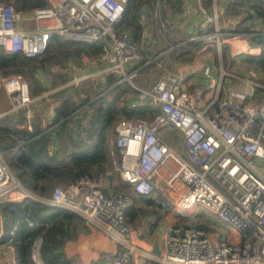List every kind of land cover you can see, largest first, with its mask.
I'll return each instance as SVG.
<instances>
[{
  "label": "built area",
  "instance_id": "1",
  "mask_svg": "<svg viewBox=\"0 0 264 264\" xmlns=\"http://www.w3.org/2000/svg\"><path fill=\"white\" fill-rule=\"evenodd\" d=\"M43 1L44 6L28 14L0 2V49L30 58L40 54L52 36L74 43H96L98 52L83 59L93 71L73 74L69 82L92 78L94 84L105 86L107 76L113 75L114 84L127 81L135 89L132 100L127 101L123 94L118 97L119 104L131 109L147 106L153 112L150 118L119 117L114 122L118 175L127 188H108L99 177L79 176L65 186H53L47 201L77 214L87 226L118 245L109 264H264V80L255 69H249V79L242 81L245 89H223L219 72L218 79L209 80L207 91L196 96L181 84L188 76H209L215 49L219 56L222 42L245 33L223 34L217 27L214 5L206 11L202 0H192L197 14L204 18L197 23L200 34L188 40L199 44L172 66L159 61L157 77L140 87L133 77L145 61L144 12L137 17L143 26L137 43L127 31L115 27L126 0ZM159 7L155 0L151 17L154 30L164 35L165 21ZM249 23L260 27L256 17H250ZM246 52L255 57L260 46L254 43ZM79 68L72 62L67 65L69 71ZM0 85L8 97L9 110L23 108L24 125L31 129L32 97L27 81L20 73H10L0 76ZM162 129L175 132L178 150L164 142ZM4 153L0 151V200L40 199L36 190L15 178ZM154 187L168 189L169 202L177 212L200 205L213 213L226 228L224 240L212 242L200 228L173 224L162 234L158 253L138 245L134 235L140 233L129 226L124 210L132 195L154 197ZM11 234L12 228L0 239V250H13ZM38 244L39 240L32 243L30 257L34 263L44 264L38 257ZM12 264H16L14 260Z\"/></svg>",
  "mask_w": 264,
  "mask_h": 264
},
{
  "label": "trees",
  "instance_id": "2",
  "mask_svg": "<svg viewBox=\"0 0 264 264\" xmlns=\"http://www.w3.org/2000/svg\"><path fill=\"white\" fill-rule=\"evenodd\" d=\"M23 14H28L35 7L45 5L43 0H1ZM167 4V9L174 10L178 0H158ZM155 0H126L120 19L115 23L117 30L129 33L133 42L139 43L143 26L138 22V14L151 10ZM209 0H204L207 5ZM225 12L240 15L232 27V32L246 33L253 43L260 46V53L245 60L258 67H264V0H231L225 5ZM250 17L259 19L260 27H251ZM147 28V26H146ZM47 47L34 57H25L21 53H5L0 49V76L20 73L27 81L30 96L47 90L39 84L36 72L47 74L50 87L64 84L69 78L50 71V66H64L70 60L80 64L82 55L97 53L96 43L82 44L62 40L56 36ZM172 43L175 40L171 41ZM193 47L196 40L187 41ZM178 49V47L176 48ZM171 51L177 52L175 48ZM179 53V52H177ZM190 53V52H189ZM180 58L188 55L181 53ZM145 60V59H144ZM56 78V79H55ZM115 77L108 75L106 86L110 98L102 100L86 94L81 80L77 84L67 83L54 88L48 94L57 100L52 107L53 114L44 126L34 125L31 129L24 125L23 108L8 111L0 117V151H12L6 159L7 165L15 178L24 187L36 190L40 199H2L0 200V239L8 235L12 228L11 244L16 264H36L31 260L32 243L39 240L38 257L44 264H73L63 254V244L88 229L83 219L77 214L47 201L53 186H65L79 176L99 177L107 180L113 188H127V183L118 175L119 152L114 145V122L119 117L150 118L152 109L147 106L128 108L119 104L121 93H134L135 89L127 82L115 83ZM47 88V89H46ZM83 91V92H82ZM85 93L84 97L81 96ZM94 97V98H93ZM87 110L83 112V109ZM81 119H84L81 123ZM54 134L59 148L49 152L51 136ZM133 199V196H132ZM135 199V198H134ZM125 208L126 221L134 225L145 216L150 207H161L151 197L135 200ZM147 206V207H146ZM89 264H102L99 256Z\"/></svg>",
  "mask_w": 264,
  "mask_h": 264
},
{
  "label": "crops",
  "instance_id": "3",
  "mask_svg": "<svg viewBox=\"0 0 264 264\" xmlns=\"http://www.w3.org/2000/svg\"><path fill=\"white\" fill-rule=\"evenodd\" d=\"M202 3L204 5V0H202ZM225 4H226L225 0H209L208 4L204 5L206 11L212 9L213 5L215 9L218 11L217 27L223 34H225L226 31H229L228 29L232 27V25L234 24V21L237 19L236 17L237 15L232 16L226 13L225 11H221V9L225 7ZM161 9H162V12L160 15L164 18L165 28H166V32L164 35H159V33H157L154 30V24H153V20L151 17V13L154 10V5L152 6L151 10L147 9V12H145L146 16L149 15V19L147 21V32H146L147 39H146V42L142 45L143 59H145V61L141 65H139L137 72L134 75V77L136 76L138 77V81H137L138 83H136V85L140 87H144L148 85L151 81H153L156 78L157 73H158L157 63L159 61L166 63V65L168 66H172V64L174 65V63H176V61L182 56V54H180V52L182 51L180 50V47L185 45L187 41H191V40H188L190 36L200 34L199 33L200 30L198 29L197 23L204 18V15L197 14L192 0H179V4L176 5V9L174 10L167 9V4H164L163 6V3H162ZM239 16L240 15H238V18ZM241 37L245 41V44L243 46L252 42L250 36L247 35L246 33L245 35ZM53 38L54 37L52 36L51 40ZM242 38H239V39H242ZM172 40H175V42L172 43L171 42ZM230 40L233 41V39H230ZM230 40H228V43H230V45H228L227 43L229 47L227 46V48H225L226 49L225 52L227 51L226 53L229 56H232L233 53H235V51L232 45L233 42L231 43ZM147 43L151 44L152 47L150 49H146L145 45ZM168 45L170 46L167 48V52L166 53L161 52ZM177 47L178 49H176ZM160 48H163V49H160ZM173 48H175V50L179 53L177 52L172 53L171 50ZM148 53L149 55L146 56V54ZM89 54L90 53L82 55V60L80 64L75 63L76 60H70L68 63H66L62 67H60L59 65L50 66V71L54 73H59L63 76H66L69 79L71 78L73 74L79 75L81 72L93 71V67L89 65L86 66L85 64H83L84 57ZM70 62L78 66H81L82 68H79L78 70H74V71H69L67 69V65ZM227 65L229 67H234L233 63L232 64L227 63ZM215 68L216 66L214 64L211 63L209 65L208 82L209 80H212L213 78L218 79L219 66H218V69H216V72L213 74V76H212V73L210 74V71L212 72V69L215 70ZM253 68L257 70V72L259 71L257 67L253 66ZM196 76H192L193 78L188 77V78L181 80V84L184 87H186L188 91H190L192 95L194 96L198 95V92L201 91L200 87L196 85V82H195L196 80L194 79V77ZM36 77H37L39 84L46 86L48 89L46 88L47 90L42 91L40 94L31 96L32 97V100L30 103V108L32 112L31 120L34 125L44 126L45 122L53 114L52 107L57 103V100L48 93L54 88H58L59 86L65 85L70 82L68 79L64 84L62 83L58 86L50 87L51 79L49 78L47 74H43V72H41L40 70H37ZM82 80H83V83H82L83 91L85 90L86 94L92 95V93L95 91L93 94L95 97H101L102 100H107L110 98L109 91H107L109 87H105L106 85L103 86L98 83L94 84L92 78H85ZM208 82H207V85H208ZM221 83H222L223 89H225L226 87H231V86L239 88V89L246 88L245 83H244L245 85L241 83L236 84V82L232 81L231 78H227L225 81L223 78L221 80ZM71 84H74V83H71ZM97 93H99L100 95L96 96ZM134 93H130L129 95L127 94V96H125V93H121L120 95L124 94L127 101H130L134 98ZM84 95L85 93L81 94L82 97H84ZM86 110H87V107L83 109V112H85ZM8 111H10L9 110V100H8L6 93L4 92L3 88L0 85V117L4 115L5 113H7ZM160 135L163 137L164 142L168 146L172 147L175 150L179 149L178 139L174 131L170 129L169 130L162 129L160 131ZM58 148H59V142L57 141L56 150ZM4 154L6 158H8L12 154V151H6ZM132 196L136 197L134 195ZM151 198L153 199L154 197H151ZM160 206L162 207V204ZM172 210L173 209L169 210L168 208V212H166L165 215L162 216V218L165 219L164 228H166V225L167 224L169 225V223L181 224L179 223V221H176V219H174L175 213ZM193 211L197 213L196 216L194 215ZM188 213H192L193 217L189 219L188 221L183 222L182 225H187V226H191L194 228L203 229L205 231V234L209 238V240L212 242H215L217 240H224V239H220V236L215 233V227H221L224 230V232L226 228L223 224L219 223L215 219L213 213L207 211L204 207L200 205L192 207L190 211H188ZM203 226H205L206 230L203 228ZM162 234L163 233H161L159 229L152 230V231L150 229L148 230L143 229L141 234L134 235V241L138 245L146 249L149 248L151 250L152 244L154 240H156L158 244V249H160ZM158 240L160 242H158ZM115 246H116V243L111 241L106 235L101 233L99 230L88 226V229L86 231L77 234L73 240H66L63 244L62 249H63V254L68 259H71L73 264H89L91 261H94L99 256L101 257L102 264H109L115 253ZM12 260L15 261L13 250L9 248H4L3 250H0V264H12Z\"/></svg>",
  "mask_w": 264,
  "mask_h": 264
},
{
  "label": "rangeland",
  "instance_id": "4",
  "mask_svg": "<svg viewBox=\"0 0 264 264\" xmlns=\"http://www.w3.org/2000/svg\"><path fill=\"white\" fill-rule=\"evenodd\" d=\"M0 2H4V1H1L0 0ZM7 3L10 4V2H7ZM159 11L162 12L161 7H159ZM148 19H149V15L146 16V21H148ZM164 26H165V23H164ZM159 35H161V34H159ZM239 38H242V37L241 36L240 37L235 36V39H233V41L230 40L231 43L233 42L232 45H233V49L235 51V53H233V55H232L233 57L232 56H229L226 53L227 51L225 52V50H226L225 48H227V46L230 45V43L227 42L228 41L227 39H226L225 42H222L220 44L219 56H217L218 55V52L215 49V56H214V59H213V61L211 63L214 64L216 66V68H215V70L212 69V72L210 71V74L212 73V76H213V74L216 72V69H218V66H219V72L221 74V78L222 77L224 78V81L227 78H231L232 81H235L236 82V84H240V83L241 84H244L245 82H242V81L244 79H249V76L247 74V70H249V69H251V70L253 69L254 70L253 66H255V67H257V69H259L258 75L264 80V67L263 68L258 67V66L254 65V64H251V62H248V61L245 60V57L251 55V54H247L246 51L250 47L249 45L252 42H250L249 44L243 46L245 44V41H244L243 38L242 39H239ZM227 43H228V45H227ZM252 44H254V43H252ZM145 46H146V49H150L152 47L150 43H147ZM169 46L170 45H168L164 49L163 48H160V49L165 50ZM194 49L195 48L193 46L188 45V44H185V45H183V46L180 47V50H182L181 53H185L186 54L188 52V55H189V52L190 51L192 52ZM211 50H212V48H211ZM172 53H174V51H172ZM147 55H149V53L146 54V56ZM185 57H186V55H185ZM227 63L228 64H230V63L232 64L233 63V66L234 67H229L227 65ZM128 64L129 63H126L125 66H127ZM255 71H257V70H255ZM192 76H195V75H192ZM188 77H186V78H188ZM194 79L196 80L195 81L196 82V85L198 87H200L201 91L206 92L207 89H208L207 82H208L209 77L208 76H205L203 74H200V75L194 77ZM133 80H134V83L135 84L138 83L137 82L138 81V77L137 76L134 77ZM127 94L129 95L130 93H125V96H127ZM102 180L104 181L105 185L108 188H113L114 187L112 184H109L107 182V180H105V179H102ZM158 187H160V185H158ZM123 189H125V188L118 187V190H123ZM154 192H155V194H154L155 202H158L159 205L162 204V207L156 206L154 213H151L150 212L151 208L150 207H147V208H149L148 211H147V213L145 214L144 217H142L141 219L137 220V223H135L134 225H131L128 222L129 226L131 228H134V229L138 230L140 234L142 233L143 229L144 230L145 229L146 230L150 229L151 231L152 230H156V229L158 230L159 229V231L161 233H164L165 230H166V228L168 226L175 224V223H169V225L167 224L166 225V228H164L165 227V219L162 218V216H164L165 213L168 212V208H169V210L173 209L172 211L175 213L174 219H176V221H179V223H181V224L183 222L188 221L189 219H191L193 217V214L192 213H188V211H190V210L185 211V212H177V211H175L174 206L169 202L170 201V198L168 196V189H166V188L158 189V188L154 187ZM133 199L135 200L136 204H138V202L136 201L138 199H139V201L143 202L142 201L143 199H141L139 197H133ZM133 199H132V197H130V202H132ZM194 215L196 216L197 213L194 212ZM197 220H198V218H197ZM203 228L206 230L205 226H203ZM203 232L205 233L204 230H203ZM215 233L220 236V239H224L225 238V232H224V230L221 227H215ZM158 242H160V241L158 240ZM117 246L118 245L116 244L115 251L117 250Z\"/></svg>",
  "mask_w": 264,
  "mask_h": 264
},
{
  "label": "water",
  "instance_id": "5",
  "mask_svg": "<svg viewBox=\"0 0 264 264\" xmlns=\"http://www.w3.org/2000/svg\"><path fill=\"white\" fill-rule=\"evenodd\" d=\"M56 144H57L56 136L54 134H52L51 143H50V147H51L52 151L56 150ZM151 251L154 252V253H158L159 252L158 244H157L156 240H154V242L152 244Z\"/></svg>",
  "mask_w": 264,
  "mask_h": 264
}]
</instances>
